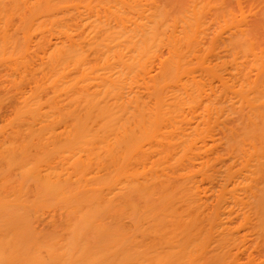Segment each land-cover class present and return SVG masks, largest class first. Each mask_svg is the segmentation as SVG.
I'll return each mask as SVG.
<instances>
[{"label":"bare ground","instance_id":"6f19581e","mask_svg":"<svg viewBox=\"0 0 264 264\" xmlns=\"http://www.w3.org/2000/svg\"><path fill=\"white\" fill-rule=\"evenodd\" d=\"M31 48L0 264H264V0H0V61Z\"/></svg>","mask_w":264,"mask_h":264},{"label":"rangeland","instance_id":"374dc122","mask_svg":"<svg viewBox=\"0 0 264 264\" xmlns=\"http://www.w3.org/2000/svg\"><path fill=\"white\" fill-rule=\"evenodd\" d=\"M34 39V38H33ZM53 39V38H52ZM40 54H41V51L40 50H36L35 48H31L26 54H25V59L27 58V62L25 61V63H30L29 65H26V67H24V68H22V71L20 72L21 73V77H20V75H18L17 73H15L14 74V72L11 74L10 73V71H11V69H10V66H8L6 63H4V62H1L0 61V96L2 97V98H4V97H6V94L8 95L7 97H6V99H3L2 100V98H0V101L2 100L3 102H0V140L1 139H3V140H1L2 142H0L1 143V145H0V149H2V151L4 150V151H6L5 150V142H7L8 141V139H9V137L7 138V136H9L11 133L9 132V131H11V129H10V127H9V125H8V127H6L5 128V124H7V122L9 121V119H10V117L12 116V114H13V112H14V110H13V106H14V109H15V105L17 104V106L21 103L20 101H21V99L19 98V96H21L18 92L19 91H21V90H23V89H25V91L26 90H28V88L30 87L29 85H31V87H33L32 85H34L33 84V82H34V80H36V78H38V80H37V82L38 83H40L41 82V80H43L42 79V74H40V71L39 70H36V67H37V63L40 61V59H39V56H40ZM3 64H5V65H7V66H5V65H3ZM32 67H31V66ZM38 71V72H37ZM32 74V75H31ZM11 75H14V76H11ZM30 76H33L32 77V79H34V80H32L31 79V81H30ZM34 76L36 77V78H34ZM15 78L16 79V82L18 83L17 84V86H15V83L13 84V82L11 81V79L12 78ZM26 78L28 79L29 78V81L31 82V84H30V82L29 81H27L26 82ZM40 78V79H39ZM27 83H29V84H27ZM10 85H11V87H10ZM29 86V87H28ZM43 89H45V90H43ZM14 91V92H13ZM47 91H49V89L48 88H42L40 91H39V93H41L42 95H44V93L45 92H47ZM17 95V96H16ZM41 95V96H42ZM9 97H11V98H9ZM12 97H14V99H16V102L14 101V99L12 98ZM17 97V98H16ZM8 98V99H7ZM64 98H65V100H66V97H65V93L64 92H59L58 93V95H56V102L57 103H59L58 105L59 106H61L60 107V110L61 109H63L62 108V106L64 107V102H65V100H64ZM18 99H20V100H18ZM20 102H18V101ZM14 102V103H13ZM18 102V103H17ZM15 104V105H11V104ZM61 104V105H60ZM12 108V109H11ZM12 110V111H11ZM7 120V122H5V121ZM3 122V123H2ZM5 123V124H4ZM57 123V122H56ZM60 123V121L58 122V124ZM63 124L64 123H62V121H61V123H60V125L61 126H56L55 125V127H56V129H55V132H56V134H55V132H54V134L55 135H53L52 134V136L50 135V139L52 140H54V139H56V141L58 142V141H63V135L61 134V133H59L58 131H60V128L63 126ZM7 126V125H6ZM2 128V129H1ZM8 128V129H7ZM7 129V131L6 132H4L5 130ZM62 129V128H61ZM4 130V131H3ZM1 131H3L4 133H2ZM59 134V135H58ZM60 137V138H58V136ZM6 136V137H5ZM56 136V137H55ZM6 138V139H4V138ZM62 137V138H61ZM10 138H11V135H10ZM58 139V140H57ZM4 140H6V141H4ZM50 140V142H52ZM56 141H54V142H56ZM4 142V145L2 144ZM1 146H3L2 148H1ZM44 147L45 148V145L44 146H39L38 144H36V146L35 147H33L32 149H31V154H33L34 155V153L35 152H37V153H35L36 155H35V157L36 156H43V152H44V150L46 151L47 150V148H49L50 147V145H48V147H47V145H46V147L47 148H45L44 150L42 149V148ZM43 151H42V150ZM2 151H0V152H2ZM3 151V152H4ZM42 151V155H41V152ZM55 152V151H54ZM62 152V151H61ZM61 152L59 151V152H57L56 151V155H57V153H58V156H56L55 154H53V155H49V161L51 162V163H53V165H55V168L57 167L58 168V170L60 169V168H62V164H63V162L65 161V160H63V158L65 157V156H63L64 154H63V152H62V154H61ZM5 153H7V152H5ZM60 153V154H59ZM0 154H4V153H0ZM31 154H30V156H31ZM50 154H52V153H50ZM59 155H62V156H59ZM29 156V158L31 159V158H34V156L33 157H30ZM61 157V158H60ZM0 165H2V166H0V173L2 174V172L4 171V169H9V170H6L7 172V174H5L4 175V173H5V171L3 172V175H1L0 174V177L2 178V177H10V176H7V175H9L8 174V171H10V175L12 174L13 175V170H12V173H11V169H14V168H8V165H7V161H6V159L5 158H3V157H1V155H0ZM54 158H56L55 159V162H53V160L52 159H54ZM59 158V160H63L62 162L61 161H59L60 163L59 164H57L58 162V159ZM51 159V160H50ZM64 159H66V157L64 158ZM67 160V159H66ZM4 162V164H3V162ZM5 161H6V163H5ZM54 163H56V164H54ZM65 164H67V162L65 161L64 162ZM61 164V165H60ZM65 164H63V168H66V167H68V166H66ZM59 165H60V167H59ZM6 166V167H5ZM2 168H4L3 169V171H2ZM4 186H6V184H4V185H0V190L4 187Z\"/></svg>","mask_w":264,"mask_h":264}]
</instances>
